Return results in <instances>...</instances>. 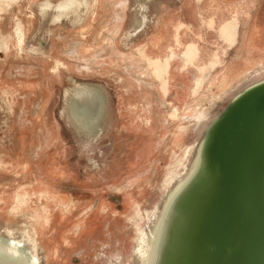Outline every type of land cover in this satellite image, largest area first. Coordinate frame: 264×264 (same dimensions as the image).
Segmentation results:
<instances>
[{
    "label": "water",
    "instance_id": "water-1",
    "mask_svg": "<svg viewBox=\"0 0 264 264\" xmlns=\"http://www.w3.org/2000/svg\"><path fill=\"white\" fill-rule=\"evenodd\" d=\"M18 2L19 0H0L1 18L5 15L10 16L9 10ZM160 2L162 0H135V4L132 5L133 19L129 28L132 39H138L140 28L149 24L144 18H149L148 14L153 12ZM90 13L96 20H85ZM102 13V6L97 1L90 3L89 0H29V20L32 27L29 28L28 42L23 45V49L31 56L43 58L46 69L43 76L47 79L42 84L49 83L47 80L53 75L50 87L59 85L61 90L58 95L49 90L43 91L42 109L39 103L41 97L30 96L36 94L35 85L39 81L31 80L34 73L30 69H24L27 72L26 77L22 76L17 68V73L24 78L21 84L27 85V89L15 98L10 97L9 93L0 94V128H11L12 125L25 128V105L28 102L31 106L32 103L33 113L31 114L29 109L28 114L38 118L34 120L37 121L38 128H44L42 130L44 137H49V128H55L53 131L61 138L58 144L63 150L61 155L66 154L68 150H74L77 157L80 151L84 154L83 150L89 149L90 146L100 150L113 149L116 143L113 136L116 139L117 134L131 131L130 128L120 131V128H114L110 122L112 112L116 116L119 112L110 107L109 93L100 82L99 68L96 67L93 72L86 71L85 66H76V71L69 67L65 69L61 67L60 70H51L52 72L49 70L54 63H62V59H58L56 54L58 49L60 51L63 48L59 44L65 43L69 35H75V40L64 46L62 51L66 57L69 55L68 57L80 58L79 50L82 44L93 43L92 37L88 35L95 27L104 29L106 36L99 44L100 52L93 54V59L88 60V64L90 65L92 60L95 63L96 56L99 57L97 63L109 57L107 53L115 48L108 45L111 36H107L109 31L106 30L107 22H103L101 18ZM62 37L64 39H61ZM123 37L118 40L119 50L115 49L122 56ZM165 56L168 60L172 54H165L163 58ZM163 58L158 62L157 68L147 70L141 68L138 62L135 65L126 63L125 65L131 68L126 70L131 73L137 69L141 70L140 77L143 80H140V92L132 96L130 93L127 94V88H123L120 92V96L123 95L121 99L130 102L140 98L156 99L154 94L157 96V91L159 89L161 91V88L157 86L159 83H155V87L150 86L148 78L153 74L167 73V77L175 74L172 73L173 69L168 67V62L166 67L162 65ZM122 59L124 61V56ZM162 68L165 69L160 71ZM80 69L86 72H77ZM115 73L122 75L120 83L115 82L116 85L131 84L130 76L120 70H116ZM251 76L253 77L250 81L239 91H232L242 79ZM240 77L231 86L227 101L222 106L219 104V110L203 127L202 132H198L197 140L190 146L193 154L195 153L191 170L182 177V180H177L174 186L166 190L164 187L161 197L155 203L156 206L161 202L153 220L155 224L152 223V227L150 226L147 231L150 233L154 228L147 253L143 263L135 257L136 264H264V75L260 77L251 69ZM180 78L182 79L178 82L180 85L190 84L189 78ZM145 82L149 86H146ZM118 88L121 91L120 86ZM189 91L190 88L188 93L184 92L185 98L186 95L189 96L191 92ZM19 108H24V112L20 113ZM122 114L128 116V110H122ZM109 133L111 142L99 148L101 141ZM53 137L52 134L49 138ZM124 143L123 151L119 150L117 154L119 160H116L115 164L123 160L124 164L127 163L129 143H125L126 146ZM65 146L69 148L65 149ZM55 153L54 157H57ZM21 154L23 152L17 155L18 160ZM95 156L100 157L99 150ZM13 165L19 167L20 163L15 161ZM82 173L88 174L84 167ZM16 174L20 175L21 172ZM41 180L51 179L46 180L43 177ZM18 195L20 200H25L26 205L31 204L28 199L26 200V194L17 191L15 199ZM61 196L64 195L59 192L56 198ZM15 199H12L7 210L11 207L12 211ZM65 199L64 196L62 202H65ZM3 220L0 219V230L1 227H6V222H10ZM21 221L22 219L11 222ZM33 224L36 225L37 222L33 221ZM15 237L12 239L9 235L0 233V264H48L44 250L40 251L39 261L36 262L37 255L32 251L31 244L19 235ZM13 245L18 247L16 253H8L10 246ZM133 248L134 245L129 253L122 251L126 258L132 253ZM88 254L86 252V255ZM86 260L81 264H92ZM132 262V259L129 261L126 259L124 264Z\"/></svg>",
    "mask_w": 264,
    "mask_h": 264
},
{
    "label": "rangeland",
    "instance_id": "rangeland-1",
    "mask_svg": "<svg viewBox=\"0 0 264 264\" xmlns=\"http://www.w3.org/2000/svg\"><path fill=\"white\" fill-rule=\"evenodd\" d=\"M248 4L249 7L253 6L252 1H248ZM245 7L247 6L245 5ZM8 14L11 15H5L2 18L0 16V94L9 93L10 97L15 98L18 94L25 92L27 85L21 84L24 82L22 76L27 77V72L24 69H30L34 73L31 80L39 81L35 85L36 94L30 96L43 98L39 102L43 109L44 97L42 92L46 89L58 95L61 89L59 85L50 87L53 75L49 78L50 80H47L49 83L42 84L47 79L43 76L46 70L43 58L31 56L23 49V45L28 42L29 28L32 27V22L29 20V0H19L9 10ZM205 23L207 22L202 20L203 26ZM263 23L264 21L260 22L261 25ZM74 40L75 35H69L65 43L59 45L64 48ZM123 43L124 39L121 40V45ZM62 49L60 51L58 49V54H56L58 59H62V63H54L49 68L50 72L55 69L60 70L61 67L63 69L69 67V69L75 70L76 66H85L86 71L91 70L86 67L89 61H83L78 57L72 58L70 56V58L69 55L66 57ZM253 54L254 56L249 57V62L242 61L240 63V65L243 64L242 66L231 68V64L227 68L229 78L226 84L217 82V79L213 84L210 82L221 74H225L226 69L210 68L203 72L202 70L197 71L195 79L190 78V84L186 86L178 83L182 79L177 77L176 70L173 69L172 73L175 74H171L170 77H167L166 73L162 75L153 74L148 78L150 86L155 87V83H159L157 86L161 88V91L160 89L157 91V96L154 94L156 99L140 98L130 102L122 100L121 96L123 97V95L120 96V92L123 88H127V94L130 93L132 96L134 93L140 92V80L143 78L140 77L139 69L134 70L133 73L126 70L127 66L125 67L123 56L115 49H111V52L107 53L109 57H105L97 63V68L100 71V82L103 83V87L109 93L110 107L119 112L117 116L112 112L113 117H110V122L113 123L114 128H120V131L130 128V133L118 131L120 135L117 134L116 139L113 136V139L116 140L113 149L103 148L100 150L90 146L89 149L83 150L84 154H81L80 151L79 157L75 155L74 150H68L66 154L61 155L63 150L58 145L61 138L53 131L55 128H49V137L53 134V139L48 136L44 137L42 132L44 128H38L37 121L34 120V118H38L28 114L29 109L31 114L33 112L31 110L32 103L29 106L30 103L27 102L25 105L26 114H24L25 128L14 125L11 128H0V194L7 195L6 192H10L12 190L10 188L15 187L20 193L26 194V200L28 199V202L35 207L39 206L42 209L47 207L48 213H45L44 216L48 217L44 224L57 223L53 224L52 230L50 228L45 231H48L52 240L58 241L60 239L62 241V243L59 241L55 246V248L60 247L62 255L67 252L68 249L65 246L70 245V239L78 237L80 241V235L83 236L81 244L77 248V245H70L72 249L67 256L70 257V261L68 260L66 263L67 257L65 259L59 258L55 264H81L85 259H89L92 264H109L108 260L113 261L115 259L117 245L120 246V244H122L123 252L129 253L134 245V237L138 227L145 224L146 213L154 208L155 203L161 197L163 186L170 182L169 176L178 170L175 169L180 166L181 162V166L185 163L191 151L190 146L197 140L202 123L208 113L217 108L219 104L222 106L227 101L231 86L242 77H240L241 74L252 69L260 77L264 75V47ZM230 61L231 58H228L222 64L227 63L228 65ZM66 63L69 64L66 65ZM235 64L238 65L239 63ZM162 65L167 66L166 56L163 58ZM17 68L23 74L22 76L17 73ZM163 69L165 68L159 70L163 71ZM116 70L130 76L132 78L131 84L116 85L115 82L122 79L121 73L116 74ZM86 71L80 69L77 72L85 73ZM144 84L149 86L146 82ZM118 86H120L121 91ZM188 88L191 92L189 91V96L186 95L185 98L184 92L188 93ZM19 109L22 113L24 108ZM122 110H128V116L122 114ZM110 139L111 133L104 137L99 148L111 142ZM123 142L129 143L127 163L124 164L123 160L115 164L116 160H119L117 156L119 150L121 149L120 152L123 151ZM98 150L100 157L95 156ZM21 152L23 154L18 160L16 157ZM54 152H56L57 157H54ZM15 161H19V167L13 165ZM83 167L87 171V175L82 173ZM19 171L21 174H16ZM126 174H128L127 177ZM142 176L140 182L138 179ZM43 177L46 180H51L42 181ZM123 177L126 179L130 177L128 181L132 186L125 184ZM38 184L44 186L40 187L44 190H40ZM35 186H37V192H34ZM49 190L56 197L59 192L63 193L66 198L65 202H62L63 205L50 204V207L47 206L49 200L44 191L50 192ZM43 194L46 197L42 196ZM11 203L12 201L10 205ZM151 205L152 209L150 208ZM10 208L6 213L9 218H12L10 221L21 220L22 218L18 213L11 214ZM109 210L112 211L109 212ZM95 212L98 215L88 221ZM62 214L64 215L62 216ZM1 216L2 210L0 208ZM83 218H86V223ZM97 222L99 223L98 231L91 234L92 226L98 225ZM106 223L107 226H105ZM112 226L113 228L116 227L112 229ZM46 228L48 229L49 226ZM51 232L61 233V237ZM46 234L47 232H45ZM63 248L67 250L64 251ZM86 252L89 254L86 255Z\"/></svg>",
    "mask_w": 264,
    "mask_h": 264
},
{
    "label": "crops",
    "instance_id": "crops-1",
    "mask_svg": "<svg viewBox=\"0 0 264 264\" xmlns=\"http://www.w3.org/2000/svg\"><path fill=\"white\" fill-rule=\"evenodd\" d=\"M89 1H97L102 6L101 18L107 22V36H111L109 47L119 50L118 40L124 36L123 62L129 65L138 62L145 70L157 68L161 58L170 53L168 67L175 69L178 77L195 79L197 71L220 68L226 69L225 74L210 82L213 84L217 79L226 84L227 68L231 64V68H236L242 61L249 62V57L264 47V23L260 24L264 21V0H162L148 14L149 18H144L149 24L140 28L136 40L132 39L129 29L135 0ZM248 1H252L253 6L249 7ZM85 20L93 21L96 17L90 13ZM202 20L207 22L204 26ZM88 36L93 43H83L79 50L80 58L86 62L100 52L99 44L106 33L95 27ZM228 58H231L229 64L223 65ZM96 59L95 63L92 60L86 65L92 72L99 57ZM127 69L131 68L127 66Z\"/></svg>",
    "mask_w": 264,
    "mask_h": 264
},
{
    "label": "bare ground",
    "instance_id": "bare-ground-1",
    "mask_svg": "<svg viewBox=\"0 0 264 264\" xmlns=\"http://www.w3.org/2000/svg\"><path fill=\"white\" fill-rule=\"evenodd\" d=\"M248 78V79H247ZM250 81L249 77H246L244 79H242L238 85H236L233 89V92H236L237 90L239 91L240 88L244 87L248 82ZM44 89V88H43ZM46 90V89H45ZM225 100V99H224ZM141 104V103H140ZM129 105V104H128ZM130 106V105H129ZM220 108V105L215 108L213 111H210L208 113V115L206 116L205 120L203 121L202 123V128L200 130V132H202V129L203 127L211 120V118H213V116L215 115V113L219 110ZM143 129V128H142ZM156 129V128H155ZM140 132V131H139ZM45 146V145H44ZM57 146V145H56ZM41 152V151H40ZM189 153V152H188ZM195 154V153H194ZM194 154L192 152V149L189 153V156L187 157L185 163H183V166L182 165V162L180 163V166L178 168H176L174 173H172L170 176H169V180L170 182H168L165 186L163 187H166L165 190L167 188H169L170 186H174V184L177 182V180H182V177L184 175H186L192 168L193 164H194ZM16 155V154H15ZM42 157V156H41ZM25 167V166H24ZM183 167V168H182ZM17 168V167H16ZM15 169V168H14ZM174 171V170H173ZM132 173V172H131ZM130 173V174H131ZM168 173V172H167ZM126 177L128 176V174L125 175ZM55 177V176H54ZM126 177L124 179L125 181V184H128L129 186H132V184L128 181L129 178L126 179ZM142 177H140L138 180H140V182L142 181ZM117 180V179H116ZM165 182V181H164ZM80 184V183H79ZM87 184V183H86ZM39 185V184H38ZM102 185V184H101ZM99 185V186H101ZM119 185V184H118ZM92 186V185H91ZM40 187H44L42 185H39L38 188L40 189ZM99 188V187H98ZM10 189V192H6L7 195H3V193L0 194V208L2 210V216L0 217V219H4V220H12V218L6 214L8 212L7 208L10 204V202L12 201V199H15L14 195L16 194L17 192V189L15 187H11ZM40 190H44L43 188L40 189ZM151 190V189H150ZM86 191V190H85ZM29 192V191H28ZM34 192H37V186L34 187ZM46 195H48V205L47 206H51L50 204L53 205V203H56L57 205H63L62 201L64 200V196H61L60 198H56L55 195H52L50 192L48 191H44ZM47 192V193H46ZM43 193V192H42ZM5 194V193H4ZM41 195V194H40ZM46 195L44 197H46ZM67 196V195H66ZM42 197V196H41ZM74 197V196H73ZM22 198V197H21ZM167 198V197H166ZM164 198V200L166 199ZM44 200V199H42ZM102 200V199H101ZM93 201V200H92ZM104 201V200H103ZM6 203V204H5ZM47 203V202H46ZM44 203V204H46ZM161 203V202H160ZM160 203H158L155 208L149 212L146 213V225H144L143 227H139L138 228V231H137V235L135 237V244H134V248L132 250V253H130L127 258L124 256L123 254V247L121 246L122 244H120V246L117 245V254L115 253V259H113V261H110L108 260V263L109 264H124L125 260L127 259L128 261L130 259L133 260L132 264H136V258H138V260H140L142 263L144 262V259H145V256H146V253H147V248H148V245H149V242H150V236L154 230V228L150 231V233H148V228H150V226L152 227L153 224H155V221L153 223V220L154 218L156 217V212H157V208L159 207ZM70 205V204H69ZM75 205V204H73ZM72 205V206H73ZM101 205V204H100ZM103 205V204H102ZM109 205V204H108ZM112 205V204H111ZM153 205V204H152ZM152 205H151V209H152ZM46 207V206H45ZM68 207V206H67ZM75 207V206H74ZM97 207V206H96ZM101 207V206H99ZM72 208V207H71ZM79 208V207H78ZM103 208V206H102ZM50 210V209H49ZM54 210V209H52ZM62 210V209H61ZM98 211V210H97ZM112 211V210H111ZM109 210V212H111ZM40 212V213H38ZM58 212V211H56ZM72 212V211H71ZM19 214L20 217L22 218V221L21 222H6V227H1V230H0V233H5L7 235H9L12 239L16 238L15 236H21L24 240H26L27 242H29L31 244V249L32 251L34 252L35 255V259L37 260L36 262L39 261V258H40V251L41 250H44L45 253H46V256H47V263L48 264H55L58 262V259L62 258V259H65L67 256H68V252L72 249V246H70L71 244L76 246V248L78 247L79 244H81V240L83 238L82 235H80V241H79V238H72L69 240L70 242V245L68 246H65L66 248H63L65 249L64 251L67 250V252L65 253L64 252V255H62V252L60 250V247L59 248H55L56 244L59 243L60 239L58 241H54L51 239L50 237V234L48 233V231H45V230H49L51 228L52 230V227L54 226L53 224H56V223H52L50 222L49 225L48 224H44L46 222V218L48 217H45V213H48V208H41L39 206L35 207L33 206L32 204H27L26 205V202L24 199H21L20 200V197L18 195L17 199H15V202H14V205L12 206V211H11V214ZM52 213V211H51ZM61 213V212H59ZM96 213V212H95ZM93 213L94 215L89 216L91 218H89L88 221H91L96 215H98V213ZM70 214V213H69ZM53 215V214H52ZM64 214H62L63 216ZM68 215V214H66ZM65 215V216H66ZM61 216V217H62ZM46 219V220H45ZM62 219V218H61ZM84 219V218H83ZM86 219V218H85ZM85 219L83 221H85ZM33 221H36L37 224L34 225L33 224ZM116 221V219H115ZM112 222V221H111ZM117 222V221H116ZM86 223V221H85ZM105 223V222H104ZM115 223V222H114ZM153 223V224H152ZM83 224V223H82ZM96 226H92V229L90 231L91 234H94L95 232L98 231V228H99V223L97 222ZM39 225V226H38ZM115 225V224H114ZM118 225V224H116ZM38 226V227H37ZM49 226V228L47 229L46 227ZM107 226V223L106 225ZM147 226V228H146ZM82 227V226H81ZM110 227V225H109ZM108 227V228H109ZM116 227V226H115ZM114 227V228H115ZM113 226H112V229H114ZM82 229V228H81ZM90 229V228H89ZM94 231V232H92ZM45 232H47V234L45 235ZM117 232V230H116ZM51 233H54V232H51ZM79 233V232H78ZM110 233V232H109ZM56 234L58 237H61V233L57 234V233H54ZM108 235V234H107ZM114 237V236H113ZM115 239V238H113ZM116 240V239H115ZM41 241V242H40ZM96 241V240H95ZM62 243V241H60ZM121 243V241H119ZM102 243V242H100ZM115 243V241H114ZM69 244V243H68ZM83 245V243H82ZM61 246V245H60ZM85 246V245H84ZM80 247V246H79ZM17 246L13 245V246H10V249L8 250V253H16V250H17ZM87 248V247H86ZM112 256V255H111ZM114 256V254H113ZM136 257V258H135ZM110 258V257H109ZM66 263L68 262V260L70 261V257L66 258ZM88 262H91L89 260H86ZM62 262V261H61ZM65 262V261H64ZM86 262V263H88ZM61 264V263H60ZM64 264V263H62Z\"/></svg>",
    "mask_w": 264,
    "mask_h": 264
}]
</instances>
